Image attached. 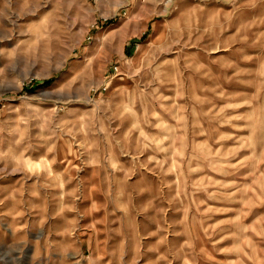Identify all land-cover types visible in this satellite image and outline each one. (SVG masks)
I'll return each instance as SVG.
<instances>
[{
	"label": "rangeland",
	"instance_id": "1",
	"mask_svg": "<svg viewBox=\"0 0 264 264\" xmlns=\"http://www.w3.org/2000/svg\"><path fill=\"white\" fill-rule=\"evenodd\" d=\"M0 264H264V0H0Z\"/></svg>",
	"mask_w": 264,
	"mask_h": 264
},
{
	"label": "trees",
	"instance_id": "2",
	"mask_svg": "<svg viewBox=\"0 0 264 264\" xmlns=\"http://www.w3.org/2000/svg\"><path fill=\"white\" fill-rule=\"evenodd\" d=\"M49 82V80H46V81H44V84H46V83H48Z\"/></svg>",
	"mask_w": 264,
	"mask_h": 264
}]
</instances>
